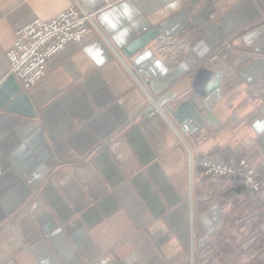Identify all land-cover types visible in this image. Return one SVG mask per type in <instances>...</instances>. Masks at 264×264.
I'll use <instances>...</instances> for the list:
<instances>
[{
  "label": "crops",
  "instance_id": "0c3cea01",
  "mask_svg": "<svg viewBox=\"0 0 264 264\" xmlns=\"http://www.w3.org/2000/svg\"><path fill=\"white\" fill-rule=\"evenodd\" d=\"M75 2L97 12L22 86L32 113L0 108V264H217L209 227L258 193L203 161L246 158L264 179V0H0V84L16 31ZM145 52L177 91L203 64L229 75L217 126L190 135L151 110Z\"/></svg>",
  "mask_w": 264,
  "mask_h": 264
},
{
  "label": "water",
  "instance_id": "95a60500",
  "mask_svg": "<svg viewBox=\"0 0 264 264\" xmlns=\"http://www.w3.org/2000/svg\"><path fill=\"white\" fill-rule=\"evenodd\" d=\"M135 66L139 73L149 82L155 97L156 105L151 110L164 108L183 131L195 135L211 125L217 126L218 121L212 110L221 97V91L232 79L224 76L222 69L201 65L194 74L191 87L177 91V76L170 67L162 63L149 52L135 57ZM23 106V109H22ZM32 113L30 97L20 84L18 78L9 75L0 84V108ZM256 128L264 130V114L259 115Z\"/></svg>",
  "mask_w": 264,
  "mask_h": 264
},
{
  "label": "built area",
  "instance_id": "2783aa9c",
  "mask_svg": "<svg viewBox=\"0 0 264 264\" xmlns=\"http://www.w3.org/2000/svg\"><path fill=\"white\" fill-rule=\"evenodd\" d=\"M95 11L85 10L75 2L59 14L44 19L36 17L16 31L13 46L8 50L10 72L14 74L25 89L32 87L48 70V59L59 52L69 42L81 40L90 30L89 22L94 19ZM242 162L245 169L236 167L234 161L220 164L207 161L209 172H234L245 183L257 190L261 183L255 179V169ZM4 167L0 162V175Z\"/></svg>",
  "mask_w": 264,
  "mask_h": 264
},
{
  "label": "rangeland",
  "instance_id": "374dc122",
  "mask_svg": "<svg viewBox=\"0 0 264 264\" xmlns=\"http://www.w3.org/2000/svg\"><path fill=\"white\" fill-rule=\"evenodd\" d=\"M242 159H245L247 164L255 169L246 158H241L239 160L230 159L226 162L204 160V171L210 175H237L234 172H209L206 162L225 164L234 161L233 165L245 169L246 165ZM255 173V179L264 181L263 178L258 177L257 170ZM245 184L249 189L257 191L256 198L246 195L245 198L236 196L240 202L235 201L234 209L220 210L218 222L209 227L213 232L209 243L211 241L213 254L218 257L217 264H264V184L261 183L257 190L253 189L249 183ZM247 202H251L250 205Z\"/></svg>",
  "mask_w": 264,
  "mask_h": 264
}]
</instances>
